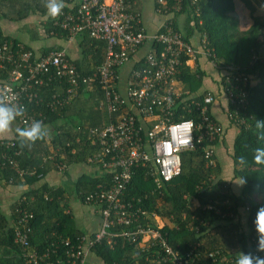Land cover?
Instances as JSON below:
<instances>
[{"label": "trees", "instance_id": "1", "mask_svg": "<svg viewBox=\"0 0 264 264\" xmlns=\"http://www.w3.org/2000/svg\"><path fill=\"white\" fill-rule=\"evenodd\" d=\"M19 1L21 0H7L9 12L13 15L17 14V19H22L30 11L29 8L23 7L24 4H19ZM129 1L133 3V11L139 13L141 17V12L135 9L136 0ZM240 1L249 10L252 20L246 30H241L239 27L234 0H198L196 4H192L190 0H182L179 11L170 7L175 5L174 1L168 0L169 8L162 9L161 13L171 14L170 20L173 22L174 28L181 33L184 39L194 41L193 39L198 40L204 35L209 43L208 46L213 49L218 63L237 66L240 73L248 78L245 85L239 83L246 101L245 109L240 112V116L245 119L246 123L238 128L235 127L237 133L228 156L233 165V178L241 180L244 177L247 181L246 185L241 187L240 193L237 194L233 191L230 181L221 176L223 166L217 158L216 145L221 142L222 136L210 140L202 133V130H196L194 148L181 154V172L178 176L164 183L160 189H156L152 180L144 174V169L137 166L133 168L131 180L127 184L124 194L126 202H131L132 205L139 206L147 212L146 220L150 226L158 228L174 251H177L182 257L191 252L190 258L197 257L199 264H218L219 255L216 256L217 261L214 262L212 258L208 257L210 252L219 251L223 255L229 253L237 255L240 250L254 249L257 235L254 220L257 210L264 207V166L256 165L252 159L253 149L264 146L257 140L255 130L256 119H264V7H261L264 5V0ZM16 2L19 4L18 8ZM37 7L41 14L47 12L43 3ZM77 7L78 3L72 8L65 6L64 9L66 12L73 13ZM4 15L6 16V13ZM2 16L0 14V17ZM8 17L11 15L8 14ZM181 17H183L182 24L178 22ZM137 23L146 31L142 19ZM43 29L45 35L67 37V32L57 24L55 25L50 16L43 25ZM78 35L81 39L79 41L82 47L81 58L88 53L82 45L84 43L90 44V47L100 55L94 64L96 69L103 63L106 51L105 42L89 38L86 32ZM8 40L14 44L17 43L11 37L3 35L0 30V43ZM25 48L30 49L27 46ZM150 49L160 50V46L151 44ZM84 50L86 54H84ZM48 51L49 49L43 50L42 54H47ZM144 56L136 61L131 71H141L146 67ZM66 58L83 74L95 70L84 71L82 59L72 60L68 55ZM181 60L180 72L176 74V79L181 80L184 83V88L196 99L202 101L205 95L212 94L209 89H202L203 80L208 76L207 70L200 69L201 63L199 64V62L195 69L186 66L185 56ZM121 67L118 66L115 69L118 76ZM218 74L221 77V72ZM49 75L51 79L46 87H36L41 100L33 104L35 106L33 109L36 113H42L44 125L50 124L56 129V132H61L63 127L56 126L55 122L66 114L74 98L68 103L57 105L54 110H50L48 104L57 99H63L68 84L64 79H58L53 70H50ZM212 81L215 82L213 77ZM216 81L218 84V80ZM82 89L84 86L79 88V92ZM98 90L101 91L100 87ZM97 92H91V97ZM53 95H56V98H52ZM94 104L97 105V102ZM211 107L212 105L209 106V108ZM135 116L138 121L141 120L139 115ZM183 116L192 118L196 124L200 122L198 111L194 108L190 112H184ZM90 125H92L89 126L90 128L98 127L96 126L97 122ZM77 127L83 134L80 140L81 145L78 144L80 141H74V134L68 133L69 130H63L61 134H54L51 139L50 143L55 147L54 152L49 151L45 140L38 141L35 145H29L31 148L29 150L19 146V143L26 144L27 142L21 141L18 136L11 140L0 139L3 142H13V146L10 148L0 145V152L12 155L13 151H20L19 155L12 158L24 171L22 175H19L6 162L4 166L0 165V178L6 181L12 178L13 183H17L22 178L23 183L27 184L26 190L14 202L10 222L6 218L7 216L0 212V264H29L23 257L21 246L14 241L15 224L23 213L32 214V218L28 220L30 232L27 251L35 250L38 253L47 250L53 251L50 253L49 260L54 264L65 263L63 239L70 238L73 244H77L84 234L75 226L72 213L66 212L65 191L61 187L55 188L44 181L41 182L43 178L37 177L39 173L43 175L46 173V161L52 162L56 168L58 167L57 163L66 165L69 160L87 161V157L94 152L95 148L87 139V131L81 125ZM228 127L225 128V131ZM62 133H67L69 138L60 139ZM200 134L202 136L198 140ZM76 146L81 148V153L72 154L71 150ZM210 146L215 153L213 156L215 166L213 167L208 166L204 158V149ZM57 147L60 151H56ZM59 152L68 158L61 159ZM50 156L54 159H49ZM241 156L246 158L247 164L239 162ZM44 158L46 161L43 160ZM98 170L100 171V169ZM109 178L110 173L105 171H100L96 176L83 175L79 177L75 185L80 202H83L84 193L96 190L97 185L107 183ZM150 214L157 215L164 225L159 228ZM223 214L226 215L223 216ZM116 241L117 243L110 247L102 240L93 244L90 247V252L105 264H169L167 262L157 263L154 260L158 258L159 247L156 243L142 251L137 243L128 244L124 241Z\"/></svg>", "mask_w": 264, "mask_h": 264}, {"label": "built area", "instance_id": "2", "mask_svg": "<svg viewBox=\"0 0 264 264\" xmlns=\"http://www.w3.org/2000/svg\"><path fill=\"white\" fill-rule=\"evenodd\" d=\"M173 1L175 5L170 7L179 11L182 0ZM197 1L190 0L192 4ZM157 2L156 12L161 13L162 9L169 8L168 0ZM132 6L129 0H79L73 13L63 9L62 14L53 20L55 25L68 32L69 38L87 32L91 38L105 42L103 63L88 74L76 69L66 58L64 49L40 55L26 49L20 42L14 44L8 40L0 43V89L11 90L8 101H17L26 106L24 116L16 119L20 125L28 127L34 120L43 122L42 113H36L33 104L41 100L36 87L48 85L50 70L68 84L63 99L48 104L50 110L68 103L80 87L98 85L103 95L101 103L110 118L104 126L87 129V139L95 148L87 157V162L95 164L100 171L110 173L107 183H101L96 190L83 194L82 203L95 207L99 226L93 233L83 234L77 244H73L70 238L63 239L64 264H105L100 260L89 261L90 247L102 240L110 247L117 243L116 240L137 243L142 251L156 243L159 247L158 258L154 260L157 263L199 264L197 257L190 258L191 252L182 257L174 251L158 228L150 226L146 220L147 212L124 199L133 168L140 166L144 169V174L152 180L155 188L160 189L164 183L180 174L181 154L194 148L196 130H202L210 140L220 138L225 131V126L212 116L209 108L215 102L216 95L207 94L202 101L198 100L184 88L181 80L176 79L183 56L186 57L185 65L191 69L197 68V62L200 64V60L204 59L217 74L221 72L217 80L226 101L223 113L229 124L236 128L246 123L240 116L246 101L239 83L245 85L248 78L240 73L239 68L218 63L204 35L195 43L184 39L174 28L170 17L161 23L153 35L147 34L137 23L141 17L133 11ZM147 40L152 45L160 46V50L150 49L144 56L146 67L141 71H131L125 85L120 86L121 79L116 67L122 66ZM199 67L203 69L201 64ZM56 95L52 98H56ZM192 108L198 111L200 122L197 124L192 118L183 116ZM135 115H139L141 120L138 121ZM0 145L10 148L13 142L0 141ZM204 151L206 164L215 166L214 149L210 146ZM19 153L16 150L12 155H7L1 151L0 165L4 166L7 162L22 175L24 171L12 158ZM48 158L54 159L52 156ZM43 160L46 161L45 158ZM57 165L60 170L64 167L63 164ZM42 176V173L37 174L38 178ZM7 182L12 183V178ZM150 217L159 228L164 225L157 215L150 214ZM30 218L32 214L23 213L18 219L14 241L21 246L23 257L29 264H54L49 260L53 251H27ZM217 255L220 257L218 264L236 262V255L232 253L223 255L214 251L208 257L216 262Z\"/></svg>", "mask_w": 264, "mask_h": 264}, {"label": "crops", "instance_id": "3", "mask_svg": "<svg viewBox=\"0 0 264 264\" xmlns=\"http://www.w3.org/2000/svg\"><path fill=\"white\" fill-rule=\"evenodd\" d=\"M79 0H64L65 6L68 8H72L75 6ZM17 3V2H16ZM19 4H24V8H29V14L22 18L17 19V14L13 15L9 12V6L7 0H0V14L3 15L0 17V30L2 31L3 35L11 37V39L16 40L17 42L22 43L24 46H27L30 48L35 54H42L43 50L49 49V51H52L53 49H64L68 57L72 60H80L82 59V65L83 70L89 71L90 69H95L96 66L94 64L99 59L100 55L97 54L94 48L90 47V44H82L84 46V49L88 52L86 54V51L84 50L85 57L81 58L82 53V47L80 45L81 39L80 35L75 34L72 35L71 38H69V34L67 32V37L61 36H55V35H45L43 25L48 19V13L45 12L44 14H41L39 11L38 5L44 4V0H21L18 2ZM17 3V4H18ZM157 0H136L135 3V9H137L139 12H141V19L143 22V25L146 29V32L148 34L153 35L161 25V23L167 18L170 17V15L162 14L156 12L157 7ZM235 3V13L239 20V27L241 30H246L252 23L249 10L243 5V3L240 0H234ZM18 5L16 7L18 8ZM153 4V9L150 8ZM6 13V16L4 15ZM8 14L11 15V17H8ZM183 18V17H181ZM179 18L178 22L180 24L183 23V19ZM250 18V19H249ZM251 20V21H250ZM250 22V23H249ZM246 23H249L248 26L244 29L243 26L246 25ZM63 30V29H62ZM65 31V30H64ZM87 33V32H86ZM88 34V33H87ZM89 36V35H88ZM89 38H91L89 36ZM195 42L197 39H193ZM152 43L150 41L145 42L144 46L145 52L137 56L138 51L135 52L133 56L129 58V61H133V66L135 65L136 61L142 58L150 49ZM48 51V52H49ZM66 55V56H67ZM134 58V60H133ZM201 65L204 69L207 70L208 76H206L203 80L202 89L206 88L212 91L216 95L215 102L213 103L211 107V114L212 116L222 123L225 128L228 127L225 131V133L222 135L221 145L224 142V137L227 135V131L229 128L233 125H230L228 120L226 119L223 108L226 106V101L224 96L220 93V89L217 85V73L205 62L204 59L200 60ZM124 65V64H123ZM122 65V67H123ZM98 67V66H97ZM121 67V68H122ZM121 68L119 69V73L121 71ZM88 69V70H87ZM131 70L126 72V75L130 73ZM90 73V72H85ZM211 73V74H209ZM210 75V76H209ZM215 75L216 77L215 82L212 81V77ZM121 76V77H120ZM126 76V77H127ZM121 81L119 82L121 86L125 85V80L121 73L119 75ZM97 89V90H95ZM99 87L96 85H93L92 87H84V89L79 92V90L76 92L75 96L71 99L72 102L69 105V108L67 109V112L64 116L60 117L56 122V126H62L61 130H69L68 133L71 132V134L75 135V142H78L83 137L82 131L78 129V125H81L83 129L87 131L89 126H92L93 122H97L98 125L96 126H104L109 123L110 118L108 117L106 113V109L102 105L103 95L102 92L98 90ZM97 92L96 95L93 94V97H91V92ZM223 96V98H222ZM70 100V101H71ZM97 102V105L94 104ZM223 114V115H222ZM45 127L49 131V136L45 139V144L49 147L50 152H54L55 147L52 145L51 139L53 138L54 134H61V132H56V129L50 124H45ZM26 128V127H25ZM17 129H23L22 125H20L17 121L13 122L11 130L6 134V136L0 138V139H7L11 140L15 137H17ZM233 136L231 144L233 143L234 137L237 133V129L233 126ZM62 138H69L66 134L61 135L60 139ZM63 142H65L63 140ZM218 143L216 145V154L218 160L221 162L225 160V163L228 164L227 157L221 158L222 150L217 147L219 146ZM81 145V141L78 143ZM58 148V147H57ZM56 151H60L59 148ZM219 150V151H218ZM77 152L78 154L81 153V148L76 146L75 149L71 150V153ZM221 155H219V153ZM59 156L61 159H67L68 157L65 154H62L59 152ZM47 171L42 176L43 179H41V182H46L48 185H51L55 188L61 187L63 189L65 194V204L67 206L66 211L72 213V218L74 221L75 226L78 230L83 232L85 235H89L96 231V229L99 226V215L96 212V209L93 205H86L82 202H80L78 198L77 193V187H76V180L85 175L87 177L89 176H96L100 173L97 166L95 164L88 163L87 161H67L66 165L60 170L53 166L54 164L52 162L46 161L45 162ZM230 168L227 169V180L230 181L233 191L235 193H240V186H237L233 181L239 182L240 180L238 178L234 179L233 175L230 173H233L232 168V162L230 164ZM225 167L227 165H224ZM223 166V167H224ZM224 167V168H225ZM223 172V171H222ZM230 173V174H229ZM222 176V175H221ZM224 178V177H223ZM26 183H23V179L21 178L20 181L17 183H8L6 180L0 178V212L7 216L6 218L10 220L12 219V207L14 205V202L19 198L20 195L23 194V192L26 190ZM72 197V199L70 198ZM99 260L96 258L95 255L89 254V261L95 262Z\"/></svg>", "mask_w": 264, "mask_h": 264}, {"label": "clouds", "instance_id": "4", "mask_svg": "<svg viewBox=\"0 0 264 264\" xmlns=\"http://www.w3.org/2000/svg\"><path fill=\"white\" fill-rule=\"evenodd\" d=\"M44 6L47 13L53 20L57 19L65 7L64 0H44ZM261 7H264L262 5ZM12 95L10 89H0V138L6 136L11 130L13 122L20 116H24L26 106L17 101L11 102L7 98ZM255 130L257 140L264 144V119H256ZM17 136L21 141L27 143H19L21 148L31 150L29 145H35L38 141H44L49 136V131L44 123L40 120H34L30 125L23 129H17ZM253 162L256 165L264 166V146H258L253 149ZM241 164H247L244 156L239 157ZM237 186L243 187L247 181L244 177L239 182L233 181ZM254 228L256 231L255 248H249L247 251L240 250L236 255L235 264H264V207L257 210Z\"/></svg>", "mask_w": 264, "mask_h": 264}, {"label": "rangeland", "instance_id": "5", "mask_svg": "<svg viewBox=\"0 0 264 264\" xmlns=\"http://www.w3.org/2000/svg\"><path fill=\"white\" fill-rule=\"evenodd\" d=\"M152 6L150 7V8H152L153 9V4H151ZM181 19H183V18H181ZM250 19V18H249ZM251 21V20H250ZM250 23V22H249ZM249 23H246V25H244L243 26V28L245 29L247 26H248V24ZM145 52V48L143 47L142 49H140L139 50V52H138V54H137V56H140V55H142L143 53ZM133 60H134V58H133ZM128 61V60H127ZM125 62L124 63V65H123V67L121 68V71H120V73H121V75L124 77V78H126V72H128L129 70H131L132 69V65H133V61L131 60V61H129V62ZM121 77V76H120ZM216 76L215 75H213V78H215ZM122 79V78H121ZM218 85V84H217ZM222 98H223V96H222ZM223 115V114H222ZM232 127L233 126H231L230 128H229V130L227 131V135L224 137V142L222 143V145H221V143L219 144V146L217 147L218 149L220 148V150H222L221 152H222V155L219 153V155H221V158H225V157H227V156H229V151H230V149L232 148V144H231V141H232V136H233V131H234V129H232ZM219 151V150H218ZM231 152V151H230ZM227 161H228V164H226L225 163V160H223L222 161V159H221V165L222 166H224V165H227L225 168L224 167H222V169H223V172H222V177H224L225 179H227V169L228 168H230V164H231V159L229 158V157H227ZM232 168H233V165H232ZM232 175H233V173L232 172H230ZM229 173V174H230ZM71 199H72V197H70Z\"/></svg>", "mask_w": 264, "mask_h": 264}, {"label": "bare ground", "instance_id": "6", "mask_svg": "<svg viewBox=\"0 0 264 264\" xmlns=\"http://www.w3.org/2000/svg\"><path fill=\"white\" fill-rule=\"evenodd\" d=\"M201 131V130H200ZM197 132V131H196Z\"/></svg>", "mask_w": 264, "mask_h": 264}]
</instances>
